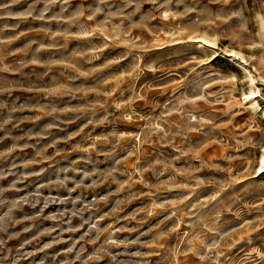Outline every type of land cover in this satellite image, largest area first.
I'll return each mask as SVG.
<instances>
[{"label": "rangeland", "instance_id": "1", "mask_svg": "<svg viewBox=\"0 0 264 264\" xmlns=\"http://www.w3.org/2000/svg\"><path fill=\"white\" fill-rule=\"evenodd\" d=\"M262 24L264 0H0V264H264Z\"/></svg>", "mask_w": 264, "mask_h": 264}, {"label": "bare ground", "instance_id": "2", "mask_svg": "<svg viewBox=\"0 0 264 264\" xmlns=\"http://www.w3.org/2000/svg\"><path fill=\"white\" fill-rule=\"evenodd\" d=\"M262 21V20H261ZM262 23V22H261ZM261 29H262V31H263V33H261V34H264V25L262 24V26H261ZM261 31V32H262ZM264 36V35H263ZM264 40V39H263ZM205 41V40H204ZM238 53H235V52H233V55H237ZM242 55V54H241ZM239 56V55H238ZM237 57V56H236ZM251 78V77H250ZM252 79H250V86H251V91H250V93H249V99H250V101H249V105L250 106H253L254 108H255V106H256V102H255V100H254V98H253V96H254V93L255 92H253V90H252V87L254 88V86H253V83H252ZM255 81V80H254ZM252 107V108H253ZM259 109V108H258ZM264 114V113H263ZM264 153H263V155H262V157H261V160H260V166H259V169H258V174L259 175H262L263 173H264Z\"/></svg>", "mask_w": 264, "mask_h": 264}]
</instances>
